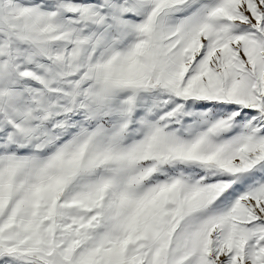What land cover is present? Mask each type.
<instances>
[{
  "label": "snow or ice",
  "instance_id": "snow-or-ice-1",
  "mask_svg": "<svg viewBox=\"0 0 264 264\" xmlns=\"http://www.w3.org/2000/svg\"><path fill=\"white\" fill-rule=\"evenodd\" d=\"M0 264H264V0H0Z\"/></svg>",
  "mask_w": 264,
  "mask_h": 264
}]
</instances>
